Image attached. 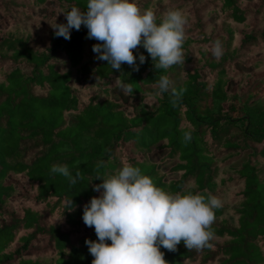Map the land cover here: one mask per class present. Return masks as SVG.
<instances>
[{"label": "trees", "instance_id": "1", "mask_svg": "<svg viewBox=\"0 0 264 264\" xmlns=\"http://www.w3.org/2000/svg\"><path fill=\"white\" fill-rule=\"evenodd\" d=\"M135 2L157 23L182 11L184 64L155 70L140 47L139 71L112 70L83 25L70 40L52 28L87 0H0V264H91L85 240L97 241L95 230L75 212L99 196L97 176L125 161L166 192L222 202L212 247H161L168 264H264V144H249L264 143V0ZM162 75L186 89L176 107L156 87ZM53 165L82 179L72 184Z\"/></svg>", "mask_w": 264, "mask_h": 264}, {"label": "clouds", "instance_id": "2", "mask_svg": "<svg viewBox=\"0 0 264 264\" xmlns=\"http://www.w3.org/2000/svg\"><path fill=\"white\" fill-rule=\"evenodd\" d=\"M64 16L67 23L52 27L55 36L70 40L71 30L79 31L83 25L88 30L86 38L98 41L92 47L95 58L106 61L112 70L120 71L127 64L139 71L146 57L139 54L138 65L133 52L140 47L151 57L155 70L185 63L187 19L179 9L167 11L157 23L154 11H141L135 0H87L86 11L73 6ZM211 52L217 59L223 56L219 40ZM122 87L126 93L132 91L130 84ZM156 87L160 93L170 92L173 107L186 91L177 90L167 75L160 76ZM184 140H191L190 132L184 133ZM51 171L68 177L72 184L82 179L79 171L72 177L67 165H53ZM96 180L102 181L93 185L99 196L83 206L82 215L97 237V241L85 240L94 258L91 264H168L161 247L175 252L182 241L190 251L212 247L215 210L222 202L211 193L166 192L126 161L115 174L98 175Z\"/></svg>", "mask_w": 264, "mask_h": 264}, {"label": "rangeland", "instance_id": "3", "mask_svg": "<svg viewBox=\"0 0 264 264\" xmlns=\"http://www.w3.org/2000/svg\"><path fill=\"white\" fill-rule=\"evenodd\" d=\"M153 88L154 87L143 86V89L146 90V91L147 90H150V89H153ZM144 104L148 108H153L155 105H157L156 98L153 97L151 95V93H149V94L146 93L145 96H144ZM249 144H250V146L253 149H256V151H260L264 143H254V142H250ZM238 163H239L238 161L234 162V164H238ZM263 163H264V161H263ZM75 214L76 215H83V211L78 210V211L75 212Z\"/></svg>", "mask_w": 264, "mask_h": 264}]
</instances>
